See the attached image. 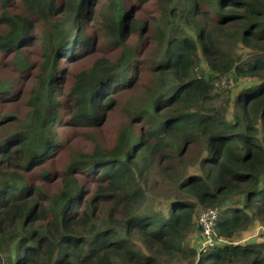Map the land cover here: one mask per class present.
Returning a JSON list of instances; mask_svg holds the SVG:
<instances>
[{"label":"trees","instance_id":"obj_1","mask_svg":"<svg viewBox=\"0 0 264 264\" xmlns=\"http://www.w3.org/2000/svg\"><path fill=\"white\" fill-rule=\"evenodd\" d=\"M96 1L0 0V64L15 72L17 60L25 75L26 47L40 41L41 56L23 115L10 105L12 82L0 81V264H195L198 253L196 264H264V245L235 243L264 223V0H134L131 10L132 0H107L112 17L101 23L120 58L79 71L63 91L58 60L92 44L81 33L99 16ZM147 6L155 52L150 89L138 97L144 108L126 107L134 124L120 125L109 146L92 139L89 153L69 155L57 171L56 125L104 129L116 93L135 82L137 51L127 39L149 32L132 15ZM222 81L230 86L222 90ZM154 172L174 192L166 213L139 210L140 182ZM75 174L96 183L93 197L84 199ZM197 207L222 210L221 241L205 252L183 243Z\"/></svg>","mask_w":264,"mask_h":264},{"label":"rangeland","instance_id":"obj_2","mask_svg":"<svg viewBox=\"0 0 264 264\" xmlns=\"http://www.w3.org/2000/svg\"><path fill=\"white\" fill-rule=\"evenodd\" d=\"M107 0H97L96 1V13L97 16L94 22L87 23L85 28L82 30L84 35H92L93 41L89 47L80 48L82 51L79 52L78 56L74 58V60H64L60 59L57 70H60L62 73V82L60 84V89L66 91L71 84V78L82 70H87L90 67H93L96 64H100L105 61L107 63H114L116 60L120 58L122 49L118 46H113L110 38L105 34L106 29L101 23L102 17L106 16L111 18V11L108 9ZM135 5V1L132 0L128 3V9L131 10L132 6ZM122 7V6H121ZM154 12L150 9V6L145 7L142 11L135 13L132 11V15L134 17L140 18L143 22H146L150 28L149 32L146 34L138 35L137 32H134L128 39L127 43L130 47L134 48L137 53L135 54L136 66L139 67L138 73H135L133 69L129 70L130 77L135 78V82L127 88H124L121 92L116 93V104L115 107L109 109L107 112H104L103 115L104 129H95L90 130L81 125L73 126L71 123H64L59 126L56 125L55 130L59 131L58 139L60 144L59 152L55 154L52 158V167L57 171H62L63 167L66 165L67 158L69 155L83 156L85 153H89L92 148V139H99L100 141L105 143L103 145L109 146L111 145L113 138L119 129L120 125L127 124L129 122H133L134 119L131 117L130 113L126 111V107H129V110L133 112H140L144 108V102L139 101L138 97L144 95L150 89V81L151 74L147 70L149 67H153L154 55L155 52V40H154V31L155 27L153 26V14ZM5 27L0 23V35L3 33ZM90 33V34H88ZM75 36V35H74ZM84 36V37H85ZM77 39V36H76ZM85 42L87 39H83ZM40 49V41L33 44V47H26V54L22 57L26 64L30 65L27 68L28 74H23V67L17 60H13L10 66L15 68L16 71H10L6 65L0 64V81L3 83H7L8 81L12 82L13 91L12 93L16 95L15 99L12 100L11 104L18 103L13 106V110L16 111L17 115H23L27 109L26 100L29 94L31 93L33 86L37 85V77L38 74L34 76V79L30 81L31 77L35 74L37 64L39 63L41 56L39 55ZM1 51H0V61L1 59ZM9 56V55H8ZM72 56V55H71ZM70 56V57H71ZM62 70V71H61ZM11 73V74H10ZM36 77V78H35ZM139 80V82H137ZM224 90L230 86V82L222 81ZM47 89V87H46ZM109 95V94H107ZM223 98V97H222ZM65 103V102H64ZM67 104V103H65ZM9 105V106H10ZM216 105H219V102H216ZM4 112V110H3ZM64 115L66 117H71L70 111H65ZM64 116V117H65ZM60 127V128H59ZM59 128V129H58ZM49 160V159H48ZM40 169V167L36 170V172ZM189 169V166L187 170ZM191 173H198V168L196 166L190 168L188 170ZM79 178V185L87 191V195L84 199L93 197L96 192V183L93 180L88 181V178L77 175ZM52 181V184L46 188V191L49 193H53L59 187V174H56ZM169 181L167 178H163L156 174L155 172L150 176L147 183L144 184L140 182L142 189V197L138 201L139 210L146 211L148 213L152 211L156 212H168V209L173 202L172 196L173 193L171 189L168 187ZM106 205L110 207L111 201L107 202ZM99 211L95 214L97 215V224L99 225V221L105 218V210L100 208ZM218 213L222 212L220 208H216ZM207 209H202L200 207L196 208V212H198L197 217L195 216V231L189 234L183 243L187 247H194L198 251H201L206 246V238L200 234L202 232L201 225L199 224V216L206 211ZM228 215V213L226 214ZM94 221V217L92 218ZM214 237L216 236V231H213ZM236 244H262L264 245V223L260 221H254V224L249 227L246 231L238 233ZM217 241H221L220 239H216ZM136 246H138L145 254H147L146 249L140 243L138 238L133 239ZM223 242V241H222ZM198 255L195 258V264L198 260Z\"/></svg>","mask_w":264,"mask_h":264},{"label":"built area","instance_id":"obj_3","mask_svg":"<svg viewBox=\"0 0 264 264\" xmlns=\"http://www.w3.org/2000/svg\"><path fill=\"white\" fill-rule=\"evenodd\" d=\"M218 216L219 213L217 209H207L199 216V224L201 225L202 235L206 238V246L202 250L203 252H205V250L209 247L214 246L216 236L214 237V240H212V237L214 235L213 231L215 230V223Z\"/></svg>","mask_w":264,"mask_h":264}]
</instances>
